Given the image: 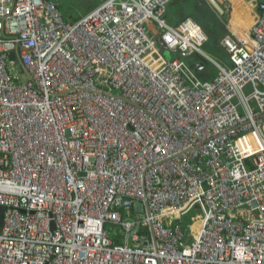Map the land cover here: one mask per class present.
Returning a JSON list of instances; mask_svg holds the SVG:
<instances>
[{
    "label": "built area",
    "instance_id": "2783aa9c",
    "mask_svg": "<svg viewBox=\"0 0 264 264\" xmlns=\"http://www.w3.org/2000/svg\"><path fill=\"white\" fill-rule=\"evenodd\" d=\"M173 1L0 0V264H264V9L225 66Z\"/></svg>",
    "mask_w": 264,
    "mask_h": 264
},
{
    "label": "crops",
    "instance_id": "0c3cea01",
    "mask_svg": "<svg viewBox=\"0 0 264 264\" xmlns=\"http://www.w3.org/2000/svg\"><path fill=\"white\" fill-rule=\"evenodd\" d=\"M181 1L184 2L185 5H182L181 7L177 6L178 8L176 7L183 14V18H181V20H183L185 18H193V17H191V10L190 11L186 10V9H190V7L188 5L189 1L188 2L186 0H181ZM224 1L229 3L230 6L232 7L231 16H230V20H229V27H230L229 31H230V33L234 36H237V37L238 36L247 37V30L251 27L252 23L254 22L255 15H256V8L253 6L252 0H248V1L247 0H224ZM173 4L174 3L172 2L169 5V7L173 6ZM219 4H220V2H219ZM220 6H221V4H220ZM169 7H168V9H169ZM182 10H184V11H182ZM176 15H178V14L176 13ZM180 21H178L177 23H179ZM176 24H170V25H176ZM206 26H207V28H206L207 30L205 31V33L207 35V41L205 42L206 44L203 45L204 51L207 52L209 55L214 54L215 56L218 57L217 60L222 62L225 66H228L229 61H228L227 54L225 53L224 48L220 45L219 41H217L216 44L209 42V41H211L209 33L212 32L214 30V28H212L211 25H206ZM230 33H228V34H230ZM224 36H221V37H224ZM189 58H192V60H189ZM182 59L189 66H194L195 63H200V61H201V59L196 55L186 56L185 58H182ZM194 71L195 72L198 71V73H200V76L204 77L202 79H211L216 74L215 67L212 66V68H210V66L207 63L204 64V66L194 68Z\"/></svg>",
    "mask_w": 264,
    "mask_h": 264
},
{
    "label": "rangeland",
    "instance_id": "374dc122",
    "mask_svg": "<svg viewBox=\"0 0 264 264\" xmlns=\"http://www.w3.org/2000/svg\"><path fill=\"white\" fill-rule=\"evenodd\" d=\"M56 1H58L60 3L61 9L66 15H70L75 19H80V18L84 17L86 14H88L95 7H97L101 0H56ZM193 1L194 0H189V2H193ZM217 1L220 2L221 7L224 10V15L222 17L225 20V28H226L227 34H228V33H230V31H229L230 30L229 20H230V16H231L232 7L230 6L229 3H227L224 0H217ZM173 3H174L173 6L169 7V9H168V14H167V18H166L167 22L170 24H176L178 21L181 20V18H183L182 12L179 11V9H177V8L179 6L181 7L184 4V2H182L181 0H175ZM186 10L187 11L191 10V17L198 16L199 18H201L200 11H204L205 15H203V17H206V20L204 21L205 24L211 25L212 27L217 26L218 29H220V27L222 26V24H220L219 22H214L213 21L214 16L210 12H205L206 10L203 9V7H201V6L199 8L198 6L195 5V7H191L190 9H186ZM182 11H184V10H182ZM176 13L178 15L179 14L180 15L178 16V15H176ZM194 17L191 19H194ZM222 39H223V37H221L219 40V43L221 46H222V44H221ZM162 55L166 59H172L174 57V54H171L170 52H164ZM211 56L214 57L215 59H218V57L215 56L214 54H211ZM208 65L210 66V68H212V66H213L211 63H208ZM196 73L199 77H201L200 73H198V71ZM202 78H204V77H201V79ZM244 93L246 96H248L250 94L249 86L244 88ZM247 141L251 143V146H256V144L258 142L257 139L253 138L252 136L249 137ZM192 216H193V213L189 216L188 219H191ZM194 218H196V217H194ZM108 228L111 232H113L112 226L109 225Z\"/></svg>",
    "mask_w": 264,
    "mask_h": 264
},
{
    "label": "trees",
    "instance_id": "16d2710c",
    "mask_svg": "<svg viewBox=\"0 0 264 264\" xmlns=\"http://www.w3.org/2000/svg\"><path fill=\"white\" fill-rule=\"evenodd\" d=\"M55 2H56V4H57V6H58V8L60 9V11H61V13H62V15H63V17L65 18V19H69V18H71V19H73V20H75V18H73L72 16H70V15H66L63 11H62V9H61V5H60V3L58 2V1H56V0H54ZM175 1V0H174ZM173 1V2H174ZM187 2L189 1V0H186ZM189 4V7L191 8V7H195V5L196 6H198L199 8H200V6L201 7H203V9H205L206 11L205 12H210L213 16H214V22H219L220 24H222V26L220 27V29H218V27L217 26H214V27H212V28H214V30L212 31V32H210L209 33V35H210V40L211 41H209V42H212V43H214V44H216L217 43V41H219L220 40V38H221V36H224V35H226L227 34V30H226V28H225V20H224V18L220 15H218L217 14V12L215 13V11H212V8L207 4V2H206V0H194L193 2H188ZM183 5H185V4H183ZM200 13H201V18H199L198 16H193L194 17V21L195 22H197L199 25H201L202 27H204L205 25H207V24H205L204 23V21L206 20V17H203V15H205V13H204V11H200ZM217 16V17H216ZM206 44V43H205ZM176 56H178V54H174V57H176ZM189 60H192V58H189ZM109 226V225H108Z\"/></svg>",
    "mask_w": 264,
    "mask_h": 264
},
{
    "label": "water",
    "instance_id": "95a60500",
    "mask_svg": "<svg viewBox=\"0 0 264 264\" xmlns=\"http://www.w3.org/2000/svg\"><path fill=\"white\" fill-rule=\"evenodd\" d=\"M206 2L215 12H217L219 14V16L220 15L222 16L224 14V10L222 9V7L220 6V4L217 0H206ZM263 9H264V3L262 1H259L256 5V15L260 16ZM206 28H207L206 26L203 27L204 31L207 30ZM159 48H160L162 53L170 52L171 54H178L182 58L186 57V55L182 52H178L177 50L167 49V47L162 43L159 44ZM2 211H3V207L0 206V225H1L2 219H3Z\"/></svg>",
    "mask_w": 264,
    "mask_h": 264
},
{
    "label": "bare ground",
    "instance_id": "6f19581e",
    "mask_svg": "<svg viewBox=\"0 0 264 264\" xmlns=\"http://www.w3.org/2000/svg\"><path fill=\"white\" fill-rule=\"evenodd\" d=\"M246 141L248 140V139H245ZM258 141V140H257ZM259 146V142H257V144H256V146H251V143L249 142V145L248 146H245V150L247 151V150H254L256 147H258Z\"/></svg>",
    "mask_w": 264,
    "mask_h": 264
},
{
    "label": "flooded vegetation",
    "instance_id": "af4514ba",
    "mask_svg": "<svg viewBox=\"0 0 264 264\" xmlns=\"http://www.w3.org/2000/svg\"><path fill=\"white\" fill-rule=\"evenodd\" d=\"M207 27V26H206Z\"/></svg>",
    "mask_w": 264,
    "mask_h": 264
}]
</instances>
